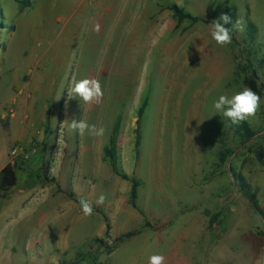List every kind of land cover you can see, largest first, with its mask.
Instances as JSON below:
<instances>
[{
  "label": "rangeland",
  "instance_id": "374dc122",
  "mask_svg": "<svg viewBox=\"0 0 264 264\" xmlns=\"http://www.w3.org/2000/svg\"><path fill=\"white\" fill-rule=\"evenodd\" d=\"M173 5L207 22L179 21ZM229 8L244 30L221 47L211 27ZM73 78L99 80L101 102L66 110ZM244 86L261 96L247 142L213 107ZM73 119L104 134L78 135ZM113 130L136 208L105 159ZM17 145L37 151L0 198L16 215L0 219V264H264V216L237 180L264 211V0H0V171Z\"/></svg>",
  "mask_w": 264,
  "mask_h": 264
},
{
  "label": "clouds",
  "instance_id": "9594fccd",
  "mask_svg": "<svg viewBox=\"0 0 264 264\" xmlns=\"http://www.w3.org/2000/svg\"><path fill=\"white\" fill-rule=\"evenodd\" d=\"M231 25V27H227ZM99 32L100 26L97 24L94 28ZM244 30V21L237 19L233 22L228 14H221L219 19L214 20L211 27V38L221 47L231 44L232 32ZM67 100L65 101V109L67 110L68 101L74 98H80L85 104H99L103 98V90L99 80L95 78H84L76 80L73 78L67 86ZM64 93L62 90L61 95ZM57 98V100L61 97ZM261 96L254 92L250 87L244 86L242 91L236 92L229 97L228 95H220L218 100L214 101L213 107L216 113L222 114L223 117L229 119L232 124H239L256 116L260 109ZM70 129L78 135H84L86 132L90 136H102L104 128H97L95 124H89L86 120L79 121L73 119L70 122ZM106 197L100 195L96 204L102 205ZM82 212L85 216H91L93 212L92 203L86 199L80 200ZM147 264H165V256L161 254H153L148 257Z\"/></svg>",
  "mask_w": 264,
  "mask_h": 264
},
{
  "label": "trees",
  "instance_id": "16d2710c",
  "mask_svg": "<svg viewBox=\"0 0 264 264\" xmlns=\"http://www.w3.org/2000/svg\"><path fill=\"white\" fill-rule=\"evenodd\" d=\"M171 9L174 11L175 16L179 21H184L185 19H189L195 23L197 22H203L206 23V20H203L202 18L194 17L190 14H186L182 9H180L177 5H173ZM226 14L230 15L233 22L237 20V14L235 9H227ZM227 27H231V25H227ZM257 28L255 25L250 22L248 25V32L249 37L253 40L255 38ZM234 31L232 32V38L234 41H236L234 37ZM145 107L143 106L139 113H138V130L136 132V148L138 149L141 144V133H140V126L142 122V117L144 115ZM228 123L231 127V129L235 130L236 134L239 135L241 139L244 141H249L252 139L255 135V131L251 127L248 121H243L239 124H232V122L228 119ZM118 137V131L113 130V133L111 135V138L109 140V145L105 149V159L109 164L111 165L113 171L121 177L123 180L130 181L132 184L131 192H130V204L134 208L137 207L136 202L138 199V188H139V181L135 178L129 177L120 167L119 165V158H118V150H117V138ZM233 155V151L228 146V143L226 140L221 142V151L219 154V160L221 163H226L227 160ZM236 177V176H235ZM237 180L241 182V186L245 192V196L248 200V202L251 204L253 209L260 215L264 216V211L260 207L258 201L255 199V197L247 190L246 185L242 179V177H237ZM18 182V176L15 166H13L11 163L5 165L3 169L0 171V198L4 196V194L8 191H10L12 188L16 187ZM135 235V232H129L123 236H121L118 241H123L124 239H128ZM77 264V263H76Z\"/></svg>",
  "mask_w": 264,
  "mask_h": 264
},
{
  "label": "built area",
  "instance_id": "2783aa9c",
  "mask_svg": "<svg viewBox=\"0 0 264 264\" xmlns=\"http://www.w3.org/2000/svg\"><path fill=\"white\" fill-rule=\"evenodd\" d=\"M37 151L36 148H33L31 151H27V148L23 145L15 146L11 151V164L16 166L18 164V160L28 159L30 154H35Z\"/></svg>",
  "mask_w": 264,
  "mask_h": 264
},
{
  "label": "crops",
  "instance_id": "0c3cea01",
  "mask_svg": "<svg viewBox=\"0 0 264 264\" xmlns=\"http://www.w3.org/2000/svg\"><path fill=\"white\" fill-rule=\"evenodd\" d=\"M15 210L11 209H4L0 214V219L5 220L6 222H9L10 220L14 219L15 217Z\"/></svg>",
  "mask_w": 264,
  "mask_h": 264
}]
</instances>
